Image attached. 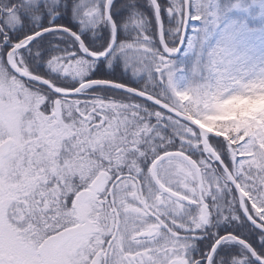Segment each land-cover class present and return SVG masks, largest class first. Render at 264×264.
<instances>
[{"label":"snow or ice","instance_id":"1","mask_svg":"<svg viewBox=\"0 0 264 264\" xmlns=\"http://www.w3.org/2000/svg\"><path fill=\"white\" fill-rule=\"evenodd\" d=\"M0 264H264V0H0Z\"/></svg>","mask_w":264,"mask_h":264}]
</instances>
